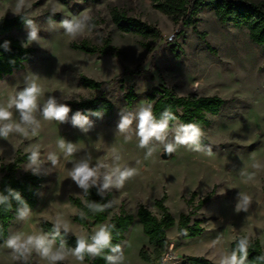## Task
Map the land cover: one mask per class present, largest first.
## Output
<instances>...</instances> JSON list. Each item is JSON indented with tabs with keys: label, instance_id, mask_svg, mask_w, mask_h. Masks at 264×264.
<instances>
[{
	"label": "rangeland",
	"instance_id": "obj_1",
	"mask_svg": "<svg viewBox=\"0 0 264 264\" xmlns=\"http://www.w3.org/2000/svg\"><path fill=\"white\" fill-rule=\"evenodd\" d=\"M115 11L153 26L161 32V38H143L120 31L113 17ZM22 12H27L35 22L39 38L28 41L27 26L11 33L35 52L24 69L0 79V105H8L26 86V78L29 82L35 80L41 88L34 112L39 127L35 134L28 129L27 135L13 132L7 138H0V166L2 162H13L18 150L28 153L38 146L40 173L46 179L38 206L26 220H18L11 235L44 233L40 221L54 223L58 216L69 222L70 234L77 237L94 234L101 225L86 227L75 222L73 218L80 212L69 200L85 197L71 180L70 172L74 163L90 157L92 165L109 166L102 172L113 167L137 170L122 187L106 191L114 192L116 204L109 219L119 213L123 201L129 213L135 214L140 205H145L160 216L155 200L166 195L165 204L178 220L181 213L191 210L186 200L193 193H196L195 204L211 195L192 217L204 221L205 232L198 237L181 238L177 227L169 230L170 247L160 261L147 262L141 258L143 247L152 254L153 248L136 220L122 245L124 264H181L185 256H203L219 264L224 254L232 252L230 243L237 237L259 239L264 247V51L251 40L247 29L222 24L211 10L205 9L197 17L196 28L188 27L178 36L179 27L149 0H23L22 4L21 0H0V18ZM46 13H57L61 19L50 24ZM84 17L89 22L82 33L73 38L65 32L61 21ZM83 42L109 51L90 55L71 47L73 43ZM83 76L102 82L101 88L84 87ZM163 83L174 87L180 96L218 95L226 101L203 131L208 147L193 151L187 146H177L173 156L164 160L161 157L164 144L153 140L150 146L155 150L146 158L147 149L139 147L137 121H133L127 133L117 131L120 110L136 112L141 105H148L146 95ZM130 87L137 100L129 110L125 95ZM49 96L70 107L67 122L43 118L42 108ZM98 96L111 101L114 110L111 114L101 113L98 118L77 109L93 123L91 130L84 133L72 125L71 116L77 111L68 103ZM9 111L12 118L8 122L19 123L15 107ZM177 124L181 123L170 125L166 142H174L171 129ZM126 136L130 139L126 140ZM61 137L75 144L73 155L66 156L58 147ZM49 153L58 157L55 166L48 160ZM28 167L29 161L23 163L18 175L31 172ZM98 183H102V178ZM239 193L251 198L246 212L235 210ZM29 262L48 264L35 252ZM64 262L80 264L70 254ZM0 264L23 262L16 260L3 243ZM83 264L88 263L84 260Z\"/></svg>",
	"mask_w": 264,
	"mask_h": 264
},
{
	"label": "trees",
	"instance_id": "obj_2",
	"mask_svg": "<svg viewBox=\"0 0 264 264\" xmlns=\"http://www.w3.org/2000/svg\"><path fill=\"white\" fill-rule=\"evenodd\" d=\"M153 7L162 14L169 17L172 22L177 25V35L180 36L188 27L196 28L197 17L205 9L211 10L218 21L222 24H232L237 28L247 29L251 40L264 51V0L254 2L252 0H149ZM22 17L32 19L27 12H22L14 17L0 18V79L5 76L12 75L16 70H22L26 64L30 62L35 50L25 46L19 39L13 37L11 33L15 30H22L26 24ZM61 19L57 13H46L45 18L49 21ZM114 21L118 29L124 33L135 34L143 38L159 39L161 32L147 23L141 22L135 18L127 16L125 13L115 11L113 14ZM9 41V50H5L3 44ZM71 47L90 55L97 53H107L109 50H100L91 46L87 42L80 44L73 43ZM81 84L89 89L98 90L102 86V82H98L88 77H81ZM152 111L156 119L161 118V114L165 110H169L175 115L176 120L171 121L173 125L176 121L181 124L195 123L204 131L211 124V117L218 115L223 109L226 101L218 95L197 96L191 94L188 96H180L174 87L163 83L158 87H153L151 92L146 95ZM126 106L128 109L134 107L137 95L133 87L125 95ZM74 111L81 110L85 114L100 112L111 114L114 110V104L108 99L98 96L92 99L84 100L78 103H68ZM201 144L208 147V140L202 135ZM30 152L22 153L17 151V156L13 162H2L0 170L2 177L0 179V193L5 195L8 191L15 190L19 192L22 198L27 202L31 210L35 209L39 204V194L46 179L45 174L39 173L34 175L32 172H26L18 175L20 166L29 161ZM114 192H105L103 196L97 194V187H92L89 194L84 199L78 197H70V203L79 209L78 214L74 216V221L90 227L106 223L114 224L115 230L112 232V244H120L121 247L126 240L127 234L131 230L134 222L138 220L143 232L147 236L149 244L153 248V254L147 247H143L140 256L147 262H155L163 259L170 247V238L168 231L177 227L181 238H193L201 236L205 232L202 219L193 220L192 217L199 211L210 199L211 195L200 199L195 204L196 193H193L186 200L187 205L191 208L188 213H181L179 219L171 213L165 204L166 195L161 199L155 200V206L160 210L161 215L157 216L151 209L145 205H140L135 214L127 212L125 209V201L120 206L119 213H114L109 219V214L114 211L116 204L113 202ZM99 202L107 205L105 210L93 213L86 207L87 202ZM16 201H12V208L6 209L0 206V245L5 243L11 235L12 227L18 222L16 217ZM85 213V218H81V213ZM52 222L42 219L40 227L46 234H51L53 230ZM242 237L235 238L230 243L231 251L237 247V242ZM61 239L66 242V248L71 249L76 246L77 236L70 233L57 237L56 243L60 244ZM109 254L107 250L103 255ZM264 247L259 239L250 241L248 248V256L246 264H264ZM85 261L88 264H106L103 256L93 258L86 256ZM28 264H33L29 262ZM60 264H66L64 261ZM181 264H214L211 260L203 256H185Z\"/></svg>",
	"mask_w": 264,
	"mask_h": 264
},
{
	"label": "clouds",
	"instance_id": "obj_3",
	"mask_svg": "<svg viewBox=\"0 0 264 264\" xmlns=\"http://www.w3.org/2000/svg\"><path fill=\"white\" fill-rule=\"evenodd\" d=\"M23 0H21V4ZM55 13H53L54 15ZM26 24L28 31V41H37L39 38V29L32 19L22 17ZM89 18L83 19H65L61 21L65 32L75 38L88 27ZM51 24V17H49ZM9 41H5L3 47L9 50ZM41 94V88L35 80L27 81L26 86L19 91L14 97L9 100L7 106L0 105V138H7L9 134L16 132L23 135L28 134V129H31L35 134L39 127V122L34 116V112L38 108V98ZM15 107L19 113V123L8 122L11 121L12 112L9 111L11 107ZM71 109L67 104H60L54 96H49L42 108V115L45 120H55L59 123L68 121V114ZM92 115L101 117L100 112H93ZM119 121L117 124V131L119 133H127L133 121H137V136L139 137V147L147 149L146 158L151 156L154 152V147L150 144L153 140L164 144V151L167 154H172L177 146H187L193 151H201L203 145L201 144V137L203 135L202 129L195 123L177 124L171 130L174 132V142H166L168 132L170 130V122L176 120L174 114L169 110H165L158 120L153 114L152 105H141L136 112L120 110ZM71 123L74 127H78L82 132L87 133L93 127L92 121L88 115L82 114L80 111L75 112L71 116ZM125 139H130L126 136ZM58 147L64 152L66 156L73 155L76 152L75 144L60 138L57 141ZM209 153L211 149H208ZM90 157L82 159L74 163L70 178L77 185L82 192L87 195L92 187H97V194L103 196L106 191L111 188H120L124 182L131 179L137 174L135 168L113 167L107 171L102 169H109L107 164L98 163L96 165L90 164ZM116 159H120L117 155ZM30 170L34 175L40 173L41 161L39 147L32 148L28 157ZM48 160L55 166L58 162V157L55 153H49ZM259 165H256L258 167ZM102 178V183H98ZM15 200L17 204L16 217L18 220H26L31 214V208L27 202L22 198L21 194L15 190H9L5 195L0 193V206H4L10 210L12 208V201ZM251 198L243 193H239V200L236 205V212L247 211ZM86 207L93 213L102 212L107 205L99 202L91 201L86 203ZM86 214L81 213V218H85ZM114 224L101 225L94 234L90 237L87 235L78 236L76 246L74 248H66V242L61 239L59 246H56L57 237L69 233V222L62 217H57L51 234L34 233L23 234L14 233L5 241V245L12 250L14 258L23 264H28L29 258L35 252L42 258L48 261V264H60L70 254L74 256L80 264H83L86 256L93 258L101 257L106 261V264H124V253L120 244H112V232L115 230ZM250 241L248 238H241L237 242V247L230 254H224L219 261V264H246L248 256V248ZM105 250L109 254L103 255ZM264 259V257H260Z\"/></svg>",
	"mask_w": 264,
	"mask_h": 264
},
{
	"label": "water",
	"instance_id": "obj_4",
	"mask_svg": "<svg viewBox=\"0 0 264 264\" xmlns=\"http://www.w3.org/2000/svg\"><path fill=\"white\" fill-rule=\"evenodd\" d=\"M172 156H173V153L172 154H167V153L164 152V153L161 154V157L164 160L170 159Z\"/></svg>",
	"mask_w": 264,
	"mask_h": 264
}]
</instances>
